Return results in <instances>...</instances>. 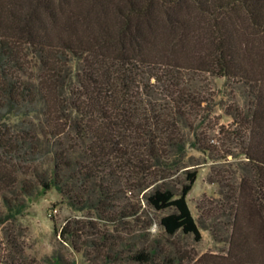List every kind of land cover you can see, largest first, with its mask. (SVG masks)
I'll list each match as a JSON object with an SVG mask.
<instances>
[{"label": "trees", "instance_id": "obj_1", "mask_svg": "<svg viewBox=\"0 0 264 264\" xmlns=\"http://www.w3.org/2000/svg\"><path fill=\"white\" fill-rule=\"evenodd\" d=\"M195 73L239 78L251 94L228 112L237 152L221 158H242L226 194L224 253L172 239L202 236L186 199L197 169L184 161L186 128L192 145L211 150L198 131L207 98ZM52 187L92 211L96 220L54 230L100 264H264V0H0V224L23 212L24 195ZM140 193L155 210L173 208L157 235L139 219ZM9 243L8 264L35 263Z\"/></svg>", "mask_w": 264, "mask_h": 264}, {"label": "rangeland", "instance_id": "obj_2", "mask_svg": "<svg viewBox=\"0 0 264 264\" xmlns=\"http://www.w3.org/2000/svg\"><path fill=\"white\" fill-rule=\"evenodd\" d=\"M78 63L75 57H71L70 71L74 83L76 82ZM188 78L195 88L199 89L207 98L200 108L203 116L207 117L199 122L198 131L200 137L209 139L211 150L201 151L192 145L190 142L194 139L193 133L187 128L185 129L188 141L184 161L187 167L195 166L197 169V177L188 191L186 199L202 236L196 240L192 233L179 232L172 239L186 248H194L199 254L204 252L224 253L228 248L229 222L231 220V216L228 214L230 208L226 194L230 192V184L233 180L231 174L235 170L238 171L236 161L240 160L242 156L233 157L232 154H229L227 159H224L221 158V154L226 148L237 152L233 118L228 112L234 107L245 109L249 105L250 89L247 83L239 78L213 76L207 73L190 74ZM43 164L45 166L48 163ZM183 179L184 174L179 170L168 181L175 188H179ZM125 195H129V193ZM125 195L121 197L123 202L127 200ZM138 198H140L141 205L138 212L139 219L150 220L148 230L152 235H157L161 231L157 223L159 216L172 211L173 208L155 210L144 202L142 193L138 194ZM24 201L26 205L23 212L17 214L15 219H9L0 224V264H8L4 259V253L11 249L9 240L13 237L18 240L23 251L35 259L34 264H55L53 256L56 257V254L60 253L63 256L61 264L101 263L99 258L92 259L94 255L90 247L76 250L71 246L69 239L63 240L54 230V225L60 228L66 219L72 217L96 220L94 215H90L92 211L73 207L54 187L46 192L37 191L24 195ZM130 201L136 202L137 198H130ZM0 211V217L6 213V207L3 204H0ZM128 220L138 224L135 226L134 232L141 230L139 229L140 221L122 219V221ZM98 222L99 226H104L102 221ZM106 227L111 228L112 226L107 225ZM118 227L120 228V225ZM85 250L91 252L89 257L86 256ZM114 264H118V261H115Z\"/></svg>", "mask_w": 264, "mask_h": 264}]
</instances>
